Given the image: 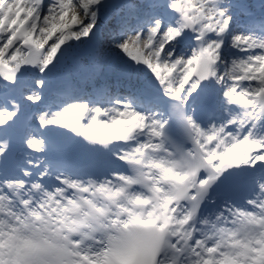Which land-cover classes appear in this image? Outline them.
<instances>
[{
	"label": "snow or ice",
	"instance_id": "6c2138e0",
	"mask_svg": "<svg viewBox=\"0 0 264 264\" xmlns=\"http://www.w3.org/2000/svg\"><path fill=\"white\" fill-rule=\"evenodd\" d=\"M0 264H264V0H0Z\"/></svg>",
	"mask_w": 264,
	"mask_h": 264
}]
</instances>
